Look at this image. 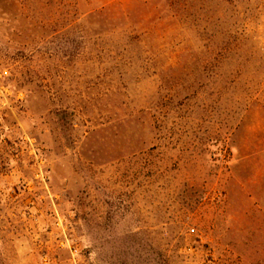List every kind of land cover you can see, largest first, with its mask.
I'll list each match as a JSON object with an SVG mask.
<instances>
[{
  "label": "rangeland",
  "instance_id": "obj_1",
  "mask_svg": "<svg viewBox=\"0 0 264 264\" xmlns=\"http://www.w3.org/2000/svg\"><path fill=\"white\" fill-rule=\"evenodd\" d=\"M0 264H264V0H0Z\"/></svg>",
  "mask_w": 264,
  "mask_h": 264
}]
</instances>
